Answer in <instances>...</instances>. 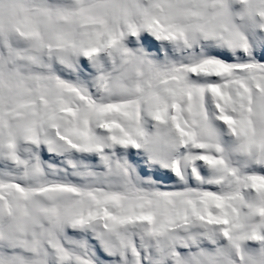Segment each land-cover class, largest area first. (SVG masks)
<instances>
[{"label": "clouds", "instance_id": "obj_1", "mask_svg": "<svg viewBox=\"0 0 264 264\" xmlns=\"http://www.w3.org/2000/svg\"><path fill=\"white\" fill-rule=\"evenodd\" d=\"M0 264H264V0H0Z\"/></svg>", "mask_w": 264, "mask_h": 264}]
</instances>
